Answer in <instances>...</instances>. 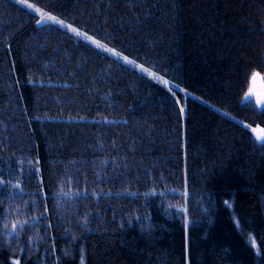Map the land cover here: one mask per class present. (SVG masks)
Masks as SVG:
<instances>
[{
  "label": "trees",
  "instance_id": "16d2710c",
  "mask_svg": "<svg viewBox=\"0 0 264 264\" xmlns=\"http://www.w3.org/2000/svg\"><path fill=\"white\" fill-rule=\"evenodd\" d=\"M255 73L264 0H0V264H264Z\"/></svg>",
  "mask_w": 264,
  "mask_h": 264
},
{
  "label": "snow or ice",
  "instance_id": "6c2138e0",
  "mask_svg": "<svg viewBox=\"0 0 264 264\" xmlns=\"http://www.w3.org/2000/svg\"><path fill=\"white\" fill-rule=\"evenodd\" d=\"M25 0H21V3H24ZM29 8L33 7V5H28ZM37 11L41 12V18L39 20L36 21L37 24L43 23L45 21H53L55 23L60 24L61 26H64L65 22L63 20H58L57 17L47 14V13H43L41 9H37ZM68 28L71 29V31L77 35V36H82L85 37L86 39L90 40L93 44H95L98 48H102L107 52L112 53L113 55L116 56H122V53L118 52L117 50L113 49V48H108L105 44L101 43V41L95 39L92 36H89L87 34V32H82L79 28L77 27H73L72 25H67ZM123 60L127 63H134V61L129 60V57L127 56H123ZM139 67L141 68L142 71H146L148 72V74L150 76H154L156 75L154 72H152L150 69L145 68V66L143 64L139 65ZM259 73H255L253 75V80H255L256 78L259 77ZM159 79H161L162 83L167 86L169 85V81L167 79H164L163 76H160ZM171 90V89H169ZM173 95H175V93H173ZM253 93L249 92L246 96V99L251 100ZM256 104L257 105H261L264 106V96H261L260 98H258L256 100ZM181 112H184V108L181 107ZM251 131L255 134V137L258 141L260 142H264V128H252ZM15 227V226H14ZM16 264H20L19 261H16ZM81 264H83V261H81Z\"/></svg>",
  "mask_w": 264,
  "mask_h": 264
},
{
  "label": "rangeland",
  "instance_id": "374dc122",
  "mask_svg": "<svg viewBox=\"0 0 264 264\" xmlns=\"http://www.w3.org/2000/svg\"><path fill=\"white\" fill-rule=\"evenodd\" d=\"M250 92L253 93L252 98L255 100L264 96V74H260L258 78L252 81ZM81 261L84 262L83 257H81L80 264Z\"/></svg>",
  "mask_w": 264,
  "mask_h": 264
}]
</instances>
